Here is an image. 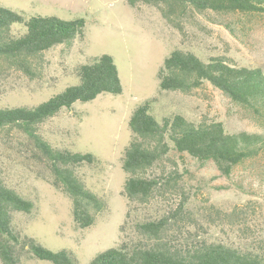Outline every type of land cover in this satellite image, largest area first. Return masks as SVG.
<instances>
[{"label": "rangeland", "instance_id": "374dc122", "mask_svg": "<svg viewBox=\"0 0 264 264\" xmlns=\"http://www.w3.org/2000/svg\"><path fill=\"white\" fill-rule=\"evenodd\" d=\"M0 6L26 17L85 20L82 38L45 52L40 79L28 80L11 73L3 80L0 106L34 105L47 100L77 83L74 66L103 53L113 58L122 85L121 93L104 92L87 102L76 101L40 126L52 145L90 152L97 160L79 168L85 185L107 204L88 228L74 225L69 198L49 183V172L36 161L25 136L17 130H0V164L5 181L35 203L31 213L14 214V224L22 233L50 249H70L78 264H86L96 253L119 242L122 226L125 236L135 237V221L159 217L186 197L182 231L264 248V147L229 175L222 174L211 160L202 163L187 154L171 152L182 192L157 196L144 205H130L121 194L126 176L121 156L130 139L128 118L146 98L155 97L151 112L158 120L179 112L193 120L220 121L229 131L264 133L261 116L210 84L190 94L159 92L156 76L163 58L175 48L189 49L203 57L223 55L239 65L264 68L263 13L193 12L180 20L177 28L167 23L155 7H130L125 0H0ZM22 262L50 264L31 257H23Z\"/></svg>", "mask_w": 264, "mask_h": 264}, {"label": "trees", "instance_id": "16d2710c", "mask_svg": "<svg viewBox=\"0 0 264 264\" xmlns=\"http://www.w3.org/2000/svg\"><path fill=\"white\" fill-rule=\"evenodd\" d=\"M130 7L146 4L157 9L169 24L180 28V20L193 12L263 13L264 0H125ZM19 26L18 30L14 27ZM85 20L56 16H28L0 6V91L11 73L38 80L45 68V52L57 45L69 46L84 36ZM77 83L66 86L34 105L0 106V130H17L30 145L32 155L49 172V183L71 202L77 228L90 227L106 209L105 199L89 189L79 168L97 160L90 152L52 145L40 126L74 102H87L98 94L122 92L113 58L106 53L91 57L73 68ZM158 90L190 94L205 83L264 120V68L245 66L223 55L203 57L175 48L157 70ZM155 97L136 105L128 118L130 139L121 156L126 174L121 194L130 205H144L157 196L181 190L180 173L171 152L187 154L198 162L213 161L229 175L233 168L255 157L264 147V133L229 131L220 121L189 119L176 112L156 119L151 112ZM184 197L156 218L132 224L135 237L122 236L117 244L96 253L86 264H264V248L249 243L225 242L182 231ZM32 199L8 185L0 164V264H23V257L50 264H78L67 248L50 249L22 233L14 224L15 213H31ZM187 218V216H186ZM184 233V234H182Z\"/></svg>", "mask_w": 264, "mask_h": 264}]
</instances>
